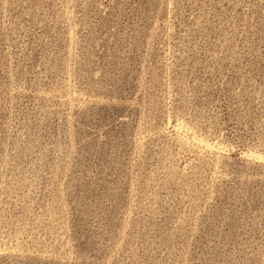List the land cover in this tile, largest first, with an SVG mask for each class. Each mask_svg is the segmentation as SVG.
I'll list each match as a JSON object with an SVG mask.
<instances>
[{
    "label": "rangeland",
    "instance_id": "374dc122",
    "mask_svg": "<svg viewBox=\"0 0 264 264\" xmlns=\"http://www.w3.org/2000/svg\"><path fill=\"white\" fill-rule=\"evenodd\" d=\"M0 264H264V0H0Z\"/></svg>",
    "mask_w": 264,
    "mask_h": 264
}]
</instances>
